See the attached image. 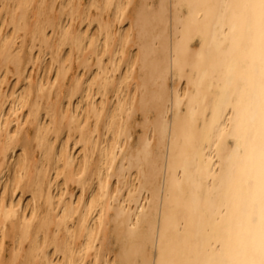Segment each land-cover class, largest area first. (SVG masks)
<instances>
[{
	"label": "bare ground",
	"instance_id": "6f19581e",
	"mask_svg": "<svg viewBox=\"0 0 264 264\" xmlns=\"http://www.w3.org/2000/svg\"><path fill=\"white\" fill-rule=\"evenodd\" d=\"M0 264H264V0H0Z\"/></svg>",
	"mask_w": 264,
	"mask_h": 264
},
{
	"label": "rangeland",
	"instance_id": "374dc122",
	"mask_svg": "<svg viewBox=\"0 0 264 264\" xmlns=\"http://www.w3.org/2000/svg\"><path fill=\"white\" fill-rule=\"evenodd\" d=\"M35 69L36 68H34V70ZM36 71H39V70L36 69ZM35 73L37 74V72H35ZM14 80H15V82H14ZM7 82H13V84L19 85V87H21V89L24 87V83L17 82L16 77L14 75H12V74L7 75ZM5 85H6V83H5ZM72 186L74 187L75 185L73 184ZM7 244L9 246V249H11L12 243L10 242V239H8V243Z\"/></svg>",
	"mask_w": 264,
	"mask_h": 264
}]
</instances>
